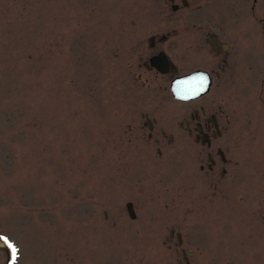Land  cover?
Masks as SVG:
<instances>
[{
    "label": "rangeland",
    "instance_id": "1",
    "mask_svg": "<svg viewBox=\"0 0 264 264\" xmlns=\"http://www.w3.org/2000/svg\"><path fill=\"white\" fill-rule=\"evenodd\" d=\"M186 1L0 0V235L15 264H264V107L223 106L229 174L211 187L169 76L138 68L148 38L176 30L185 73L206 55L182 47L200 23L229 35L250 16L246 0ZM146 114L175 141L149 140Z\"/></svg>",
    "mask_w": 264,
    "mask_h": 264
},
{
    "label": "flooded vegetation",
    "instance_id": "2",
    "mask_svg": "<svg viewBox=\"0 0 264 264\" xmlns=\"http://www.w3.org/2000/svg\"><path fill=\"white\" fill-rule=\"evenodd\" d=\"M169 1L173 2V0ZM246 1L249 2L250 16L245 13L244 9L237 11V20L235 21L240 25L233 26L229 35L220 22L215 26V31L211 30L206 23H200L199 28L202 29V35L199 40L195 43L187 40L182 44L183 49L187 52H190L194 45H198L199 52L204 50L206 53L205 57L194 58L196 65L191 70L179 74V65H177L174 56H170L171 48H175L179 44L172 41L179 38L176 30L150 36L148 47L152 53L147 60L138 65V68H143L150 73L154 71L155 75H160L161 85L164 84L167 76H169L170 86L174 77L196 71L201 72L204 81L209 82L207 93L198 98L181 101L171 97L173 102L186 105L183 119L178 126L201 147L199 157L202 159L199 169L204 173L206 182L211 187L217 186L220 179L229 174L227 165L230 158L220 144V139L231 120L229 109H224L223 106L229 105L234 116L239 117L244 116L243 108L249 103H260L264 107V95L262 94L264 88V0ZM180 3L183 7L188 5L186 0H180ZM171 9L177 10L179 5L173 3ZM247 17L251 18L247 19ZM168 39L171 40L168 41ZM254 47H261L263 51L254 53L252 51ZM162 53L168 60V70L165 73H160L150 63L151 58ZM191 57L192 55L186 62L194 60ZM189 66L186 65V67ZM140 76L141 74H139ZM201 83L204 82L201 81ZM240 87L242 90H239ZM192 105L194 106L191 107ZM144 118V125L149 130L147 138L153 140L156 146L161 145L165 139L170 144L175 141L174 135L167 134L164 129H159L158 133L154 131L155 119L150 118L147 114L144 115ZM157 153L161 154V150L157 149ZM174 235L176 233L171 230V236Z\"/></svg>",
    "mask_w": 264,
    "mask_h": 264
},
{
    "label": "water",
    "instance_id": "3",
    "mask_svg": "<svg viewBox=\"0 0 264 264\" xmlns=\"http://www.w3.org/2000/svg\"><path fill=\"white\" fill-rule=\"evenodd\" d=\"M150 63L161 73H165L168 70V60L164 53L151 58ZM199 73L200 72H194L192 74H187L174 78L170 86L173 97L181 100H189L197 98L207 92L208 83L206 87L203 88V84L200 81L201 78L199 80ZM192 84L194 88H190ZM126 209L129 217L131 219H134L135 214L132 207V203H127ZM177 237L180 242L179 234H177Z\"/></svg>",
    "mask_w": 264,
    "mask_h": 264
},
{
    "label": "snow or ice",
    "instance_id": "4",
    "mask_svg": "<svg viewBox=\"0 0 264 264\" xmlns=\"http://www.w3.org/2000/svg\"><path fill=\"white\" fill-rule=\"evenodd\" d=\"M201 81L205 82L203 77H201ZM0 241H2L5 245H7V247L11 250L12 261L13 264H15V260L17 256L16 248L11 243H9L8 239L4 236H0Z\"/></svg>",
    "mask_w": 264,
    "mask_h": 264
}]
</instances>
